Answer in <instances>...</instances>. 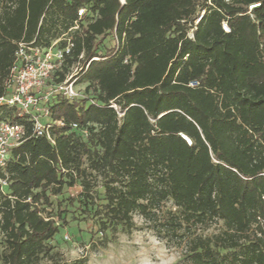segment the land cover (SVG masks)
I'll return each instance as SVG.
<instances>
[{
	"label": "trees",
	"instance_id": "trees-1",
	"mask_svg": "<svg viewBox=\"0 0 264 264\" xmlns=\"http://www.w3.org/2000/svg\"><path fill=\"white\" fill-rule=\"evenodd\" d=\"M106 34L115 45L99 54ZM56 40L72 46L49 83L78 63L97 102L52 97L63 126L49 138L0 106L25 129L0 174L1 263L58 264L59 226L41 206L75 185L92 202L100 181L101 232L130 231L137 214L186 264H264V0H0V96L18 43Z\"/></svg>",
	"mask_w": 264,
	"mask_h": 264
},
{
	"label": "rangeland",
	"instance_id": "rangeland-1",
	"mask_svg": "<svg viewBox=\"0 0 264 264\" xmlns=\"http://www.w3.org/2000/svg\"><path fill=\"white\" fill-rule=\"evenodd\" d=\"M87 14L91 16L89 12ZM114 45L111 34H106L98 41V53L105 54ZM80 67L81 65L76 63L69 75L77 74ZM86 87V82L76 84L75 88L82 94L81 100H84L86 104L96 103L97 93L94 89L87 91ZM47 90L46 87L41 89L42 93ZM41 120L44 123L50 122L49 117L45 115L41 117ZM77 132L86 138V132ZM2 190L5 191L6 186ZM81 191L79 185L65 187L61 195L50 198L49 206H41L43 216H52L59 226L58 234L49 242L53 251L58 253L54 260L56 263H70L81 259L85 261V264H186L184 247H176L173 243L166 244L137 214L133 216L134 227L130 231L124 227H118L116 232L109 229L101 232L100 208L105 203L102 184L98 181L94 187L92 202L83 198L80 195ZM167 206L171 207L170 204ZM60 212L61 217L65 218L64 223L57 217ZM220 229L221 223L211 226L203 234L211 236ZM2 249L3 246L0 244V253ZM0 264H2L1 260ZM41 264H51V262L43 259Z\"/></svg>",
	"mask_w": 264,
	"mask_h": 264
},
{
	"label": "built area",
	"instance_id": "built-area-1",
	"mask_svg": "<svg viewBox=\"0 0 264 264\" xmlns=\"http://www.w3.org/2000/svg\"><path fill=\"white\" fill-rule=\"evenodd\" d=\"M85 13L86 10L82 8L77 14L82 18ZM203 14L201 12L195 19L194 26L198 24ZM221 27L224 32H230L226 22H222ZM194 29L195 27L188 32L190 39L193 38ZM67 41L65 47H57L59 40L52 42L49 47L34 46L33 42H21L17 45L15 59L4 84L5 93L0 96V106L14 108L18 116H27L32 122L33 136L49 138V130L53 125L63 126L62 121L44 123L41 120L44 115L50 119L48 103L52 97L61 96L70 101L82 98V94L75 88L79 78L78 73L67 76L63 82L48 84L55 70L62 64L65 55L70 52L72 44ZM92 60L99 59L93 58L90 61ZM195 85L196 82L190 83V86ZM45 87L48 90L42 93L41 89ZM71 127L77 129L76 124H72ZM183 138L189 142L187 138ZM23 140H25V129L22 125L12 121H0V174L5 172L11 149ZM5 186L7 187V180L0 177V189Z\"/></svg>",
	"mask_w": 264,
	"mask_h": 264
}]
</instances>
